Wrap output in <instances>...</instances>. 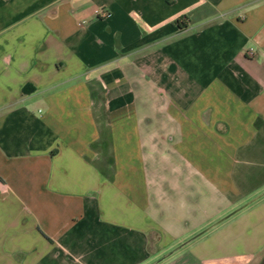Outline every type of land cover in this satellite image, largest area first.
Segmentation results:
<instances>
[{"label":"crops","instance_id":"obj_1","mask_svg":"<svg viewBox=\"0 0 264 264\" xmlns=\"http://www.w3.org/2000/svg\"><path fill=\"white\" fill-rule=\"evenodd\" d=\"M0 264H264V0H0Z\"/></svg>","mask_w":264,"mask_h":264},{"label":"water","instance_id":"obj_2","mask_svg":"<svg viewBox=\"0 0 264 264\" xmlns=\"http://www.w3.org/2000/svg\"><path fill=\"white\" fill-rule=\"evenodd\" d=\"M200 234V233H199Z\"/></svg>","mask_w":264,"mask_h":264}]
</instances>
